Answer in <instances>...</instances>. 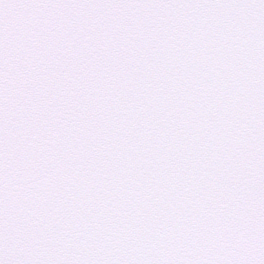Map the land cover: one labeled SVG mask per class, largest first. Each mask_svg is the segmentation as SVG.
<instances>
[{
    "label": "snow or ice",
    "instance_id": "6c2138e0",
    "mask_svg": "<svg viewBox=\"0 0 264 264\" xmlns=\"http://www.w3.org/2000/svg\"><path fill=\"white\" fill-rule=\"evenodd\" d=\"M0 264H264V0H0Z\"/></svg>",
    "mask_w": 264,
    "mask_h": 264
}]
</instances>
